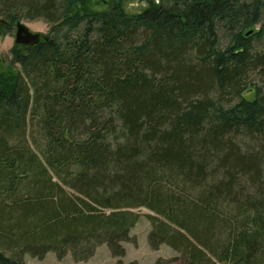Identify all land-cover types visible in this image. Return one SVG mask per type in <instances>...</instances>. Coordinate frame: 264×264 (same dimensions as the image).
<instances>
[{
    "label": "trees",
    "instance_id": "obj_1",
    "mask_svg": "<svg viewBox=\"0 0 264 264\" xmlns=\"http://www.w3.org/2000/svg\"><path fill=\"white\" fill-rule=\"evenodd\" d=\"M97 1L0 0L49 24L0 52V264L124 256L142 207L181 264H264V0Z\"/></svg>",
    "mask_w": 264,
    "mask_h": 264
},
{
    "label": "rangeland",
    "instance_id": "obj_2",
    "mask_svg": "<svg viewBox=\"0 0 264 264\" xmlns=\"http://www.w3.org/2000/svg\"><path fill=\"white\" fill-rule=\"evenodd\" d=\"M123 8L129 13H136L142 11L149 4V0H119ZM158 1V0H155ZM99 7H105L102 0L97 1ZM2 18L0 17V20ZM0 22V52L1 57L6 62L3 68L13 66L14 59L11 54V49L15 44L16 24L21 21L25 23L33 32H39L41 35H46L49 31V24L43 18L27 19L22 18L14 23L12 28L8 25L4 26ZM7 23V22H5ZM259 27V25L257 26ZM42 37V36H41ZM258 49H264V39L257 42ZM11 60V62H10ZM244 96L252 98L253 91H245ZM141 218L138 223L131 229L132 241L124 242L123 246L126 249L124 256L115 257L112 255L109 247L106 244L100 245L92 257L85 261H75L69 253L63 259H58L54 252H48L42 259L35 258L30 255L25 256L26 264H117L119 260L128 263L131 261H138L141 264H181L179 253L166 244H162L158 249H152L148 242V234L151 230L150 221L146 218V214L151 213L145 207L139 208Z\"/></svg>",
    "mask_w": 264,
    "mask_h": 264
},
{
    "label": "water",
    "instance_id": "obj_3",
    "mask_svg": "<svg viewBox=\"0 0 264 264\" xmlns=\"http://www.w3.org/2000/svg\"><path fill=\"white\" fill-rule=\"evenodd\" d=\"M41 39V34L39 32H33L29 27L19 21L16 24V34H15V44L33 46L37 44Z\"/></svg>",
    "mask_w": 264,
    "mask_h": 264
},
{
    "label": "flooded vegetation",
    "instance_id": "obj_4",
    "mask_svg": "<svg viewBox=\"0 0 264 264\" xmlns=\"http://www.w3.org/2000/svg\"><path fill=\"white\" fill-rule=\"evenodd\" d=\"M2 24H3V25H6V24H8V23L2 22Z\"/></svg>",
    "mask_w": 264,
    "mask_h": 264
}]
</instances>
